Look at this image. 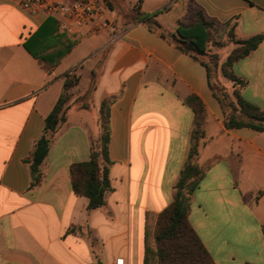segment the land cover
<instances>
[{
    "label": "crops",
    "instance_id": "1",
    "mask_svg": "<svg viewBox=\"0 0 264 264\" xmlns=\"http://www.w3.org/2000/svg\"><path fill=\"white\" fill-rule=\"evenodd\" d=\"M119 3L110 0L105 14L112 25L68 32L54 17L29 14L19 0H0V264H116L118 258L144 264L146 215L173 202L187 159L196 122L186 103L191 95L203 101L206 120L197 157L205 174L192 196L189 223L215 264H264V131L227 129L206 67L160 30L136 21L135 12L145 13L142 1L133 12ZM164 7L157 19L171 33L193 31L186 27L201 9L217 25L230 24L237 38L264 35V0H174L159 9ZM49 18L55 20L44 29ZM116 21L122 24L117 30ZM76 37L71 51L58 58L67 38ZM83 37L91 46L76 54ZM30 39L54 62L35 58L25 47ZM227 40L208 44L222 63ZM107 46L99 70L97 53ZM81 60L91 62V76L85 83L77 76L67 121L41 166L42 182L33 186L28 158L63 92L66 72ZM233 69L246 81L245 99L264 109V41ZM94 71L96 86L89 91ZM106 99L113 100V190L106 205L89 210V198L73 190L71 166L89 160Z\"/></svg>",
    "mask_w": 264,
    "mask_h": 264
},
{
    "label": "trees",
    "instance_id": "2",
    "mask_svg": "<svg viewBox=\"0 0 264 264\" xmlns=\"http://www.w3.org/2000/svg\"><path fill=\"white\" fill-rule=\"evenodd\" d=\"M167 7L159 9L152 14L137 13L135 18L143 22L151 30H160V35L171 44L202 63L207 70L208 83L214 97L218 100L223 113L224 124L229 130L248 127L264 131V109L248 101L242 95V88L246 81L238 76L234 64L255 51L264 41L263 34H256L249 38H237L230 24L217 25L212 19L207 18L201 9L196 12V22L191 27L193 31L171 33L165 31L157 19V15ZM42 26L44 29L50 21ZM43 28L36 32V37L43 32ZM69 34L64 32L63 35ZM234 38L235 47L222 63L221 54L208 49V44L224 45L223 38ZM63 36V40L66 39ZM35 38V37H34ZM76 40L67 38V44L57 53L58 58L70 52ZM26 49L35 57L46 63L54 62L48 54L37 52L31 39L25 43ZM75 70L65 74L64 89L55 107L46 118L44 133L35 142L28 162L32 172V185L42 182L41 166L50 151L52 141L60 128L67 121L68 101L72 97L71 89L78 84V79L73 78ZM238 85L234 92H230L222 83L221 75ZM96 72L92 74V83L89 91L95 88ZM111 99L102 103L99 123L104 130L97 142H92L90 158L87 161L77 162L71 166L72 187L76 194L89 198L88 209L93 210L106 205L107 195L113 190L110 178L112 160L109 156V143L111 139L110 105ZM186 103L194 108L196 122L191 134L190 147L187 159L183 165L179 178L174 188L173 202L161 212H148L146 215L144 232V264H215L207 248L201 241L188 220L191 200L198 189L205 171L198 163L197 157L205 137L204 123L206 120V107L196 95L186 98Z\"/></svg>",
    "mask_w": 264,
    "mask_h": 264
},
{
    "label": "built area",
    "instance_id": "3",
    "mask_svg": "<svg viewBox=\"0 0 264 264\" xmlns=\"http://www.w3.org/2000/svg\"><path fill=\"white\" fill-rule=\"evenodd\" d=\"M19 5L33 16L56 18L63 31L97 32L112 25L105 16L110 0H19ZM116 264H124V259L118 258Z\"/></svg>",
    "mask_w": 264,
    "mask_h": 264
},
{
    "label": "rangeland",
    "instance_id": "4",
    "mask_svg": "<svg viewBox=\"0 0 264 264\" xmlns=\"http://www.w3.org/2000/svg\"><path fill=\"white\" fill-rule=\"evenodd\" d=\"M116 1V0H115ZM120 1V5L124 7V9L126 11H134V3H137L138 1H142V12L148 13V14H152L155 11H157L159 8L165 6V5H171V3L174 0H118ZM122 1V2H121ZM122 7V8H123ZM144 13V14H145ZM135 14H137V12H135ZM115 27L116 30L117 28L120 29V27H122V24L119 21H116L115 23ZM231 41V39H230ZM226 41V47H224L222 49L223 54H229V52L231 51V49L233 47H235V44L232 43V41H234V38H232V41ZM91 41L89 39H87L86 37L82 38V43L79 45L76 54H79L80 50H87L91 45H90ZM110 51V47L107 46L104 50L100 51L98 57H99V65H98V69H101V62L103 61V59L106 58L108 52ZM99 52V51H98ZM93 56V55H92ZM90 60V58H88ZM91 64V62L88 63V65L86 64V62L84 60H81L80 62L77 63V68L75 69V73L72 74L73 78H75L76 80L78 79L77 76H82L83 79V83L86 82V80H88L91 76V72L89 69V65ZM97 69V70H98ZM222 83L224 84V86L230 91V92H234V89L236 87H238V85H235L233 81L229 80L228 78H221ZM236 86V87H235ZM104 130H102L100 123H98V129L93 133V141L97 142L100 134L103 132Z\"/></svg>",
    "mask_w": 264,
    "mask_h": 264
}]
</instances>
